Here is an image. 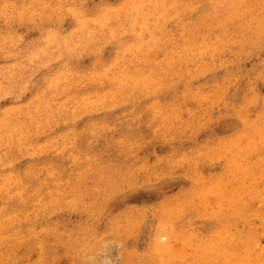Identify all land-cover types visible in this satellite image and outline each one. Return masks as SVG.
Segmentation results:
<instances>
[{"label": "rangeland", "instance_id": "374dc122", "mask_svg": "<svg viewBox=\"0 0 264 264\" xmlns=\"http://www.w3.org/2000/svg\"><path fill=\"white\" fill-rule=\"evenodd\" d=\"M49 1L0 0V264H264V0Z\"/></svg>", "mask_w": 264, "mask_h": 264}, {"label": "bare ground", "instance_id": "6f19581e", "mask_svg": "<svg viewBox=\"0 0 264 264\" xmlns=\"http://www.w3.org/2000/svg\"><path fill=\"white\" fill-rule=\"evenodd\" d=\"M5 1H6V0H5ZM28 1H30V0H28ZM39 1H40V0H39ZM42 1H43V0H42ZM76 1H77V0H76ZM82 1H83V0H82ZM128 1H129V0H128ZM165 1H166V0H165ZM169 1H170V0H169ZM49 2H52V1L50 0ZM55 2H56V5H57V1H55ZM61 2H62V1H61ZM83 2H84V1H83ZM42 3H44V2H42ZM59 3H60V2H59ZM128 3H129V2H128ZM36 4H37V3H36ZM47 4H48V3H47ZM49 4H50V3H49ZM203 4H204V3H203ZM3 5H4V4H3ZM32 5H33V4H32ZM32 5H31V6H32ZM51 5H53V3H52ZM54 5H55V4H54ZM80 5H81V4H80ZM83 5H84V4H83ZM85 5H86V4H85ZM217 5H218V4H217ZM47 6H49V5H47ZM47 6H46V7H47ZM255 6H256V5H255ZM46 7H45V8H46ZM65 7H67V6H65ZM65 7H64V8H65ZM70 7H71V6H70ZM72 7H73V6H72ZM72 7H71V8H72ZM98 7H99V6H98ZM134 7H135V6H134ZM188 7H189V6H188ZM54 8H55V7H54ZM71 8H70V9H71ZM78 8H79V7H78ZM106 8H107V7H106ZM156 8H157V6H156ZM16 9H17V8H16ZM25 9H26V8H25ZM35 9H36V8H35ZM74 9H75V8H74ZM88 9H89V8H88ZM99 9H100V8H99ZM111 9H112V8H111ZM162 9H163V8H162ZM162 9H161V10H162ZM171 9H172V8H171ZM7 10H8V9H7ZM50 10H51V8H50ZM56 10H57V9H56ZM92 10H93V9H92ZM96 10H97V9H96ZM100 10H101V9H100ZM126 10H127V9H126ZM131 10H132V9H131ZM144 10H145V9H144ZM144 10H143V11H144ZM146 10H147V9H146ZM153 10H154V8H153ZM186 10H188V9L186 8ZM186 10H185V11H186ZM10 11H11V10H10ZM24 11H25V10H24ZM44 11H45V10H44ZM62 11H63V10H62ZM62 11H61V12H62ZM159 11H160V10H159ZM17 12H18V11H17ZM45 12H46V11H45ZM56 12H57V11H56ZM85 12H86V11H85ZM109 12H110V11H109ZM129 12H130V11H129ZM168 12H169V11H168ZM103 13L105 14V11H104ZM130 13H131V12H130ZM144 13H145V12H144ZM179 13H180V12H179ZM182 13H183V12H182ZM6 14H7V13H6ZM8 14H9V13H8ZM30 14H31V13H30ZM32 14H33V13H32ZM32 14H31V15H32ZM53 14H54V13H53ZM107 14H108V13H107ZM172 14H173V13H172ZM57 15H58V14H57ZM108 15H109V14H108ZM114 15H115V14H114ZM173 15H174V14H173ZM176 15H177V13H176ZM33 16H34V15H33ZM52 16H53V15H51V17H52ZM61 16H62V15H61ZM106 16H107V15H106ZM255 16H256V15H255ZM4 17H5V16H4ZM6 17H7V16H6ZM10 17H11V16H10ZM28 17H29V16H28ZM34 17H35V16H34ZM44 17H45V16H44ZM44 17H42V18H44ZM51 17H50V18H51ZM86 17H87V16H86ZM86 17H85V18H86ZM89 17H90V16H89ZM114 17H115V16H114ZM138 17H139V16H138ZM138 17H137V18H138ZM168 17H169V16H168ZM52 18H53V17H52ZM54 18H55V17H54ZM82 18H83V17H82ZM87 18H88V17H87ZM87 18H86V19H87ZM99 18H100V16H99ZM181 18H182V17H181ZM187 18H188V17H187ZM7 19H8V18H7ZM20 19H21V18H20ZM36 19H37V18H36ZM38 19H39V18H38ZM89 19H90V18H89ZM123 19H124V18H123ZM252 19H253V18H252ZM59 20H60V19H59ZM52 21H53V19H52ZM55 21L58 22L57 20H55ZM109 21H110V20H109ZM149 21H150V20H149ZM149 21H148V22H149ZM34 22H35V21H34ZM49 22H50V20H49ZM56 22H54V23H56ZM83 22H84V20H83ZM87 22H89V21H87ZM100 22H101V21H100ZM107 22H108V21H107ZM107 22H105V23L108 25ZM112 22H114V21H112ZM138 22H140V21H138ZM188 22H189V21H188ZM250 22H251V21H250ZM31 23H32V22H31ZM97 23H98V22H97ZM101 23H102V22H101ZM115 23H116V22H115ZM128 23H129V22H128ZM154 23H155V22H154ZM42 24H43V23H42ZM86 25H87V24H86ZM86 25H85V26H86ZM99 25H100V24H99ZM243 25H244V24H243ZM42 26H43V25H42ZM64 26H65V25H64ZM82 26H83V25H82ZM96 26H97V25H96ZM96 26H93V27L95 28ZM102 26H103V25H102ZM164 26H165V24H164ZM244 26H245V25H244ZM32 27H33V26H32ZM34 27H35V26H34ZM58 27H59V26H58ZM91 27H92V26H91ZM91 27H90V28H91ZM93 27H92V28H93ZM106 27H107V26H106ZM111 27H112V26H111ZM114 27H115V25H114ZM116 27H117V26H116ZM85 28H88V27H85ZM92 28H91L90 30H93ZM100 28H102V27L100 26ZM120 28H121V27H120ZM120 28L118 27V29H120ZM187 28H188V27H186L185 29H187ZM225 28H226V27H225ZM49 29H50V28H49ZM61 29H62V28H61ZM69 29H70V28H69ZM104 29H105V27H104ZM166 29H167V28H166ZM3 30H4V29H3ZM56 30H57V29H56ZM74 30H75V29H74ZM74 30H73V31H74ZM79 30H80V29H79ZM88 30H89V28L87 29V31H88ZM108 30H109V29H108ZM108 30H107V31H108ZM113 30H115V29H113ZM121 30H122V29H121ZM135 30H136V29H135ZM4 31H5V30H4ZM81 31H82V30H81ZM85 31H86V30H85ZM93 31H95V30H93ZM149 31H150V30H149ZM170 31H171V30H170ZM32 32H33V31H32ZM48 32H49V31H48ZM56 32H57V31H56ZM76 32H77V31H76ZM72 33H73V32H72ZM82 33H83V32H82ZM84 33H86V32H84ZM84 33H83V34H84ZM94 33H95V32H94ZM110 33H111V32H110ZM112 33H113V32H112ZM4 34H5V33H4ZM26 34H27V33H26ZM54 34H55V33H54ZM140 34H141V33H140ZM171 34H172V33H171ZM176 34H177V33H176ZM261 34H262V33H261ZM49 35H50V33H49ZM70 35H71V33H70ZM89 35H90V34H89ZM98 35H99V34H98ZM108 35H109V34H108ZM113 35H114V34H113ZM141 35H142V34H141ZM15 36H16V35H15ZM17 36H18V35H17ZM19 36H20V35H19ZM84 36H85V35H83V38H84ZM95 36H96V34H95ZM105 36H106V35H105ZM171 36H172V35H171ZM20 37H21V36H20ZM65 37H66V36H65ZM69 37H71V36H69ZM72 37H73V36H72ZM86 37H87V36H86ZM93 37H94V36H93ZM93 37H92V38H93ZM102 37H103V36H102ZM107 37H108V36H107ZM117 37H118V36H117ZM127 37H128V36H127ZM4 38H5V37H4ZM51 38H52V37H51ZM67 38H68V37H67ZM74 38H75V37H74ZM81 38H82V37H81ZM109 38H110V37H109ZM118 38H119V37H118ZM140 38H141V37H140ZM198 38H199V37H198ZM18 39H19V37H18ZM61 39H62V38H61ZM77 39H78V38H77ZM88 39H89V38H88ZM103 39H104V38H103ZM10 40H11V39H10ZM52 40H53V39H52ZM75 40H76V39H75ZM81 40H83V39H81ZM81 40H80V41H81ZM90 40H91V38H90ZM124 40H125V39H124ZM139 40H140V39H139ZM158 40H159V37H158ZM12 41H13V40H12ZM55 41H56V40H55ZM65 41H66V40H65ZM73 41H74V40H73ZM91 41H92V40H91ZM95 41H96V40H95ZM140 41H141V40H140ZM2 42H4V41H2ZM17 42H18V41H17ZM45 42H46V41H45ZM51 42H52V41H51ZM67 42H68V40H67ZM83 42H84V41H83ZM89 42H90V41H89ZM120 42H122V41H120ZM27 43H28V42H27ZM47 43H48V42H47ZM81 43H82V42H81ZM81 43H80L79 45H82ZM0 44H1V43H0ZM6 44H7V43H6ZM16 44H17V43H16ZM49 44H50V43H49ZM55 44H56V43H55ZM69 44H70V43H69ZM73 44H74V43H73ZM86 44H87V43H86ZM137 44H138V43H137ZM35 45H36V44H35ZM58 45H59V44H58ZM64 45H65V44H64ZM83 45H84V44H83ZM123 45H124V44H123ZM146 45H147V44H146ZM88 46H89V45H88ZM97 46H101V45H97ZM140 46H141V45H140ZM153 46H155V45H153ZM169 46H170V45H169ZM171 46H172V45H171ZM221 46H222V44H221ZM24 47H25V46H24ZM52 47H53V46H52ZM81 47H82V46H81ZM101 47H102V46H101ZM136 47H137V46H136ZM151 47H152V46H151ZM155 47H156V46H155ZM159 47H160V46H159ZM165 47H166V46H165ZM12 48H13V47H12ZM65 48H66V47H65ZM70 48H71V47H70ZM74 48H75V47H74ZM84 48H85V47H84ZM84 48H83V49H84ZM13 49H14V48H13ZM77 49H78V48H77ZM80 49H81V48H80ZM143 49H144V48H143ZM3 50H4V49H3ZM10 50H11V49H10ZM57 50H58V49H57ZM57 50H56V51H57ZM30 51H31V50H30ZM14 52H15V51H14ZM43 52H44V51H43ZM60 52H61V51H60ZM63 52H64V51H63ZM72 53H73V52H72ZM9 54H10V53H9ZM45 54H46V53H45ZM58 54H59V53H58ZM75 54H76V53H75ZM81 54H82V53H81ZM12 55H13V53H12ZM39 55H40V54H39ZM56 55H57V52H56ZM196 55H197V54H196ZM5 56H6V55H5ZM146 56H147V55H146ZM148 56H149V55H148ZM8 57H11V55H9ZM19 57H20V56H19ZM36 57L38 58V56H36ZM57 57H58V56H57ZM47 58H48V56H47ZM111 59H112V58H111ZM180 59H181V58H180ZM23 60H24V59H23ZM33 60H34V59H33ZM38 60H39V59H38ZM146 60H147V59H146ZM35 61H36V60H35ZM122 61H123V60H122ZM122 61H121V62H122ZM144 61H145V60H144ZM31 62H32V61H31ZM117 62H118V61H117ZM142 62H143V61H142ZM2 63H3V62H2ZM6 63H7V62H6ZM158 63H159V62H158ZM163 63H164V62H163ZM3 65H4V64H3ZM28 65H29V64H28ZM32 65H34V64H32ZM112 65H113V64H112ZM116 65H117V64H116ZM172 65H173V64H172ZM208 65H209V64H208ZM109 66H110V65H109ZM114 66H115V65H114ZM173 66H174V65H173ZM2 67H3V66H2ZM22 67H23V66H22ZM22 67H21V68H22ZM115 67H116V66H115ZM125 67H126V66H125ZM209 67H210V66H209ZM13 68H14V67H13ZM117 68H118V67H117ZM6 69H7V68H6ZM14 69H15V68H14ZM121 69H122V68H121ZM18 70H19V69H18ZM151 70H152V69H151ZM5 71H6V70H5ZM102 71H103V70H102ZM3 72H4V71H3ZM36 72H37V71H36ZM127 72H128V71H127ZM168 72H169V71H168ZM72 73H73V72H72ZM78 73H79V72H78ZM83 73H84V72H83ZM88 73H89V72H88ZM94 73H95V72H94ZM136 73H137V72H136ZM198 73H200V72H198ZM66 74H67V73H66ZM107 74H108V73H107ZM9 75L11 76V74H9ZM47 75H48V74H47ZM64 75H65V74H64ZM123 75H124V74H123ZM123 75H122V76H123ZM147 75H148V74H147ZM19 76H21V75L19 74ZM95 76H96V75H95ZM97 76H98V75H97ZM104 76H105V75H104ZM148 76H149V75H148ZM13 77H14V76H13ZM44 77H45V76H44ZM78 77H79V76H78ZM92 77H93V76H92ZM145 77H146V76H145ZM7 78H8V77H7ZM14 78H15V77H14ZM99 78H100V77H99ZM119 78H120V77H119ZM130 78H131V77H130ZM8 79H9V78H8ZM92 79H93V78H92ZM103 79H104V78H103ZM116 79H117V78H116ZM120 79H121V78H120ZM150 79H151V78H150ZM64 80H65V79H64ZM109 80H110V79H109ZM130 80H131V79H130ZM59 81H60V80H59ZM99 81H100V80H99ZM131 81H132V80H131ZM140 81H141V79H140ZM103 82H104V81H103ZM123 82H124V81H123ZM132 82H133V81H132ZM56 83H57V82H56ZM58 83H59V82H58ZM141 83H142V82H141ZM25 84H26V83H25ZM33 84H34V83H33ZM1 85H2V84H1ZM16 85H17V84H16ZM28 85H29V84H28ZM50 85H51V84H50ZM73 85H74V84H73ZM133 85H135V84H133ZM163 85H164V84H163ZM61 86H62V85H61ZM156 87H157V86H156ZM62 88H64V87H62ZM116 88H117V87H116ZM138 88H139V87H138ZM145 88H147V87H145ZM95 89H96V88H95ZM108 89H109V88H108ZM143 89H144V87H143ZM43 90H44V89H43ZM139 90H140V89H139ZM144 90H145V89H144ZM35 91H36V90H35ZM141 91H142V90H141ZM148 91H149V90H148ZM104 92H105V91H104ZM137 92H138V91H137ZM142 92H143V91H142ZM34 93H35V92H34ZM37 93H38V92H37ZM96 93H100V92H96ZM153 93H154V92H153ZM220 93H221V92H220ZM220 93H219V96H218V97H220ZM222 93H223V92H222ZM42 94H43V93H42ZM54 94H57V93H54ZM92 94H93V93H92ZM94 94H95V92H94ZM101 94H104V93H101ZM107 94H108V93H107ZM134 94H135V93H134ZM11 95H12V94H11ZM104 95H105V94H104ZM87 96H88V94H87ZM93 96H94V95H93ZM98 96H99V95H98ZM101 96H102V95H101ZM105 96H106V95H105ZM105 96H104V97H105ZM133 96H134V95H133ZM147 96H148V95H147ZM35 97H36V96H35ZM81 97H82V96H81ZM94 97H95V96H94ZM102 97H103V96H102ZM140 97H141V96H140ZM42 98H43V97H42ZM68 98H70V97H68ZM92 98H93V97H92ZM92 98H91V99H92ZM36 99H37V98H36ZM62 99H63V98H62ZM95 99H96V98H95ZM95 99H94V100H95ZM124 99H125V98H124ZM137 99H138V98H137ZM139 99H140V98H139ZM139 99H138V100H139ZM66 100H67V99H66ZM66 100H65V101H66ZM97 100L99 101L98 97H97ZM97 100H96V101H97ZM101 101H102V100H101ZM218 101H219V99H218ZM37 102H38V101H37ZM37 102H36V103H37ZM44 102L47 103L46 101H44ZM120 102H121V101H120ZM39 103H40V102H39ZM53 103H54V102H53ZM76 103H77V102H76ZM88 103H89V102H88ZM94 103H95V102H94ZM110 103H111V102H110ZM113 103L115 104V102H113ZM14 104H15V103H14ZM63 104H64V103H63ZM69 104H70V103H69ZM91 104H92V101H91ZM95 104H97V103H95ZM103 104H104V103H103ZM114 104H113V105H114ZM25 105H26V104H25ZM41 105H42V104H41ZM43 105H44V104H43ZM50 105H51V104H50ZM59 105H60V104H59ZM87 105H88V104H87ZM8 106H9V105H8ZM39 106H40V105H39ZM39 106H38V107H39ZM45 106H46V104H45ZM60 106H61V105H60ZM80 106H82V104H81ZM96 106H97V105H96ZM103 106H104V105H103ZM135 106H136V105H135ZM158 106H159V105H158ZM9 107H10V106H9ZM18 107H19V106H18ZM18 107H17V108H18ZM46 107H47V106H46ZM65 107H66V106H65ZM67 107H68V106H67ZM78 107H79V106H78ZM107 107H108V106H107ZM110 107H111V106H110ZM15 108H16V106H15ZM17 108H16V109H17ZM42 108H44V106H42ZM55 108H56V107H55ZM57 108H58V107H57ZM79 108H81V107H79ZM83 108H84V107H83ZM104 108H105V107H104ZM114 108H115V107H114ZM157 108H158V107H157ZM7 109H8V108H7ZM9 109H10V108H9ZM45 109H48V108H45ZM160 109H161V108H160ZM34 110H36V109H34ZM37 110L39 111L38 108H37ZM51 110H52V109H51ZM56 110H57V109H56ZM65 110H66V109H65ZM74 110H76V108H75ZM79 110H80V109H79ZM83 110H84V109H83ZM83 110H82V111H83ZM94 110H95V109H94ZM142 110H143V109H142ZM42 111H43V109H42ZM47 111H48V110H47ZM54 111H55V110H54ZM60 111H61V109H60ZM24 112H25V111H24ZM32 112H33V110L31 111V113H32ZM75 112H76V111H75ZM7 113H9V112H7ZM47 113H48V112H47ZM51 113H52V112H51ZM59 113H60V112H59ZM62 113H63V112H62ZM64 113H65V112H64ZM69 113H70V112H69ZM137 113H138V112H137ZM243 113H244V112H243ZM243 113H242V114H243ZM24 114H25V113H24ZM29 114H30V113H29ZM32 114H33V113H32ZM32 114H31L30 117H32V116L34 117V115H32ZM53 114H54V113H53ZM19 115H20V114H19ZM39 115H40V114H39ZM54 115H55V114H54ZM70 115H71V114H70ZM137 115H138V114H137ZM140 115H141V114H140ZM140 115H139V116H140ZM4 116H6V115H4ZM17 116H18V115H17ZM26 116H27V115H26ZM35 116H36V114H35ZM60 116H61V115H60ZM63 116H64V114H63ZM66 116H69V115H66ZM127 116H128V115H127ZM129 116H130V115H129ZM169 116H170V115H169ZM6 117H7V116H6ZM9 117H10V116H9ZM15 117H16V115H15ZM18 117L21 118L20 116H18ZM18 117H17V119H18ZM33 117H32V118H33ZM44 117H45V116H44ZM77 117H78V116H77ZM134 117H135V116H134ZM241 117H242V116H241ZM24 118H25V117H24ZM68 118H69V117H68ZM159 118H160V117H159ZM3 119H5V118H3ZM15 119H16V118H15ZM41 119H42V118H41ZM41 119H40V120H41ZM47 119H48V118H47ZM57 119H58V118H57ZM235 119H236V118H235ZM29 120H30V119H29ZM34 120H35V119H34ZM37 120H38V119H37ZM42 120H44V119H42ZM241 120H242V119H241ZM3 121H4V120H3ZM5 121H6V120H5ZM5 121H4V122H5ZM54 121H55V120H54ZM60 121H61V120H60ZM65 121H66V120H65ZM65 121H64V122H65ZM71 121H72V120H71ZM116 121H117V120H116ZM245 121H246V120H245ZM24 122H25V121H24ZM29 122H30V121H29ZM43 122H44V121H43ZM49 122H50V121H49ZM66 122H67V121H66ZM155 122H156V121H155ZM20 123H21V122H20ZM100 123H101V122H100ZM8 124H9V123H8ZM26 124H27V123H26ZM28 124H29V123H28ZM36 124H37V123H36ZM38 124H39V123H38ZM44 124H45V123H44ZM52 124H53V123H52ZM10 125H11V124H10ZM18 125H19V123H18ZM34 125H35V124H34ZM53 125H55V124H53ZM121 125H122V124H121ZM256 125H257V124H256ZM3 126H4V125H3ZM28 126H29V125H28ZM32 126H33V125H32ZM41 126H42V125L40 124L38 128H40ZM44 126H45V125H44ZM112 126H113V125H112ZM7 127H8V126H7ZM19 127H20V125H19ZM21 127H23V126H21ZM21 127H20V128H21ZM34 127H35V126H34ZM108 127H110V126H108ZM12 128H13V127H12ZM41 128H42V127H41ZM53 128H54V126H53ZM68 128H69V127H68ZM98 128H99V127H98ZM110 128H111V127H110ZM1 129H3V128L1 127L0 130H1ZM119 129H120V128H119ZM5 130H7V129L5 128ZM13 130H15V129H13ZM44 130H46V128H45ZM69 130H70V129H69ZM99 130H100V129H99ZM120 130H121V129H120ZM15 131H16V130H15ZM15 131H11V132L13 133V132H15ZM38 131H39V130H38ZM49 131H50V130H49ZM156 131H157V130H156ZM156 131H155V132H156ZM9 132H10V131H9ZM23 132H25V131H23ZM47 132H48V131H47ZM67 132H68V131H67ZM18 133L20 134V132H18ZM18 133H17V136H15L16 138L18 137ZM65 133H66V132H65ZM68 133H69V132H68ZM68 133H67V134H68ZM73 133H74V132H73ZM109 133H110V132H109ZM114 133H115V132H114ZM245 133H246V132H245ZM25 134H26V133H25ZM241 134H242V133H241ZM5 135H6V134H5ZM9 135H10V134H9ZM65 135H66V134H65ZM110 135H111V134H110ZM11 136H12V135H11ZM39 136H41V134H40ZM99 136H100V133H99ZM99 136H98V137H99ZM1 137H2V139H3V136H1ZM12 137H13V136H12ZM41 137H42V136H41ZM65 137H66V136H65ZM98 137H96V141H97V138H98ZM19 138H23V136H22V137L20 136ZM111 138H112V137H111ZM2 139H1V140H2ZM36 139H37V138H36ZM55 140H56V139H55ZM57 140H58V139H57ZM106 140H107V139H106ZM234 140H235V139H234ZM15 141H16V140H15ZM53 141H54V140H53ZM53 141H52V143H53ZM62 141H63V140H62ZM122 141H123V140H122ZM3 142H4V141H3ZM49 142H51V140H50ZM232 142H233V141H232ZM8 143H9V142H8ZM52 143H50V144H52ZM151 143H152V142H151ZM151 143H150V144H151ZM227 143H228V142H227ZM12 144H13V143H12ZM17 144H18V143H17ZM23 144H24V142H23ZM33 144H34V143H33ZM33 144H32V145H33ZM153 144H154V143H153ZM165 144H166V143H165ZM0 145H1V143H0ZM36 145H40V144L37 143ZM142 145H143V144H142ZM142 145H140V147H141ZM144 145H145V144H144ZM3 146H4V145H3ZM33 146H34V145H33ZM44 146H45V144H44ZM145 146H146V145H145ZM10 147H12V146H10ZM21 147H22V146H21ZM41 147H42V146H41ZM52 147H54V146H52ZM105 147H106V146H105ZM22 148H23V147H22ZM28 148H29V147H28ZM28 148H27V149H28ZM32 148H33V147H32ZM60 148H61V146H60ZM160 148H161V147H160ZM15 149H16V148H15ZM20 149H21V148H20ZM37 149H38V148H36V150H37ZM44 149H45V148H44ZM107 149H108V148H107ZM129 149H131V148H129ZM161 149H162V148H161ZM236 149H237V148H236ZM29 150H30V149H29ZM38 150H39V149H38ZM45 150H46V149H45ZM49 150H51V149H49ZM56 150H57V149H56ZM71 150H72V149H71ZM46 151H47V150H46ZM156 151H157V150H156ZM227 151H228V150H227ZM2 152H3V151H2ZM5 152H6V151H5ZM12 152H13V151H12ZM22 152H23V150L21 151V153H22ZM27 152H28V151H27ZM33 153H35V152H33ZM39 153H41V152H39ZM157 153H158V152H157ZM28 154H29V153H28ZM28 154H27V155H28ZM36 154H37V153H36ZM41 154H42V153H41ZM44 154H45V153H44ZM5 155H7V154H5ZM23 155H24V154H23ZM29 155H30V154H29ZM221 155H222V154H221ZM14 156H15V155H14ZM156 156H157V155H156ZM223 156H224V154H223ZM7 157H8V156H7ZM216 157H217V156H216ZM241 157H242V156H241ZM8 158H9V157H8ZM73 158H74V157H73ZM73 158H72V159H73ZM221 158H222V157H221ZM0 159H1V157H0ZM137 160H138V159H137ZM216 160H217V159H216ZM110 162H111V161H110ZM210 163H211V162H210ZM0 164H1V163H0ZM2 164L5 165L4 163H2ZM8 164H9V163H8ZM183 165H184V164H183ZM203 165H204V164H203ZM15 166H16V165H15ZM79 166H80V165H79ZM160 166H161V165H160ZM0 167H1V166H0ZM38 167H39V166H38ZM50 167H51V166H50ZM81 167H82V166H81ZM33 168H34V167H33ZM139 168H140V167H139ZM142 168H143V167H142ZM146 168H147V167H146ZM149 168H150V167H149ZM137 169H138V168H137ZM147 169H148V168H147ZM138 170H139V169H138ZM37 171H38V170H37ZM142 171H143V170H142ZM152 171H153V170H152ZM155 171H156V170H155ZM0 172H1V171H0ZM4 172H5V171H4ZM154 173H155V172H154ZM4 174H5V173H4ZM14 174L16 175V173H14ZM39 174H40V173H39ZM79 174H80V173H79ZM79 174H78V175H79ZM99 174H100V173H99ZM128 174H129V173H128ZM12 175H13V174H12ZM12 175H11V176H12ZM26 175H27V174H26ZM5 176H6V174H5ZM13 176H14V175H13ZM155 176H156V174H155ZM179 176H180V175H179ZM148 177H149V176H148ZM159 177H160V176H159ZM176 177H177V176H176ZM11 178H12V177H10L9 179L11 180ZM18 178H19V177H18ZM150 178H153V177H150ZM171 178H172V177H171ZM9 179H8V180H9ZM82 180H83V179H82ZM137 180H138V179H137ZM171 180H172V179H171ZM95 181H96V180H95ZM173 181H174V180H173ZM8 182H9V181H8ZM8 182L6 183V181H5L4 184H8ZM16 182H17V181H16ZM16 182H15V183H16ZM45 182H46V181H45ZM136 182H137V181H136ZM75 183H76V182H75ZM4 184H3V186H4ZM17 184H18V183H17ZM17 184H16V185H17ZM75 185H76V184H75ZM130 185H131V184H130ZM5 186H6V185H5ZM76 186H78V185H76ZM94 187H95V186H94ZM55 188H56V187H55ZM62 188H63V187H62ZM97 188H98V187H97ZM105 188H106V187H105ZM24 189H25V188H24ZM67 189H69V188H67ZM75 189H76V188H75ZM76 190H77V189H76ZM80 190H81V188H80ZM80 190H78V191H80ZM102 190H103V189H102ZM15 191H16V190H15ZM19 191H20V190H19ZM40 191H41V190H40ZM56 191H57V190H56ZM63 191H64V190H63ZM68 191H69V190H68ZM127 191H128V190H127ZM17 192H18V191H17ZM58 192H59V191H58ZM73 192H74V191H73ZM81 192H82V191H81ZM2 193H3V192H2ZM15 193H16V192H15ZM31 193H32V192H31ZM35 193H36V192H35ZM75 193H76V192H75ZM97 193H98V192H97ZM4 194H5V193H4ZM11 194H12V193H11ZM65 194H66V193H65ZM69 194H70V192H69ZM28 195H29V194H28ZM76 195H77V194H76ZM4 196H5V195H4ZM0 197H1V196H0ZM10 197H11V196H10ZM16 197H17V196H16ZM169 197H170V196H169ZM56 198H57V197H56ZM68 198H69V197H68ZM224 198H225V197H224ZM60 199H61V198H60ZM64 199H65V198H64ZM20 200H21V199H20ZM51 200H52V198H51ZM54 200H55V199H54ZM58 200H59V198H58ZM46 201H47V200H46ZM66 201H67V200H66ZM74 201H75V200H74ZM78 201H79V200H78ZM87 201H88V200H87ZM116 201H117V200H116ZM50 202H51V201H50ZM62 202H63V201H62ZM72 202H73V201H72ZM81 202H82V201H81ZM94 202H95V201H94ZM118 202H119V201H118ZM231 202H232V201H231ZM51 203H52V202H51ZM69 203H70V202H69ZM82 203H83V202H82ZM52 204H53V203H52ZM71 204H72V203H71ZM74 204H75V203H74ZM43 206H44V205H43ZM57 206H58V205H57ZM57 206H56V207H57ZM110 206H111V205H110ZM32 207H33V206H32ZM38 207H39V206H38ZM47 207H48V206H47ZM100 207H101V206H100ZM0 208H1V207H0ZM10 208H11V207H10ZM23 208H24V207H23ZM44 208H45V207H44ZM69 208H70V207H69ZM109 208H110V207H109ZM161 208H162V207H161ZM206 208H207V206H206ZM4 209H5V208H4ZM35 209H36V208H35ZM50 209H51V208H50ZM102 209H103V208H102ZM13 210H15V209H13ZM21 210H22V208H21ZM52 210H53V209H52ZM99 210H100V209H99ZM105 210H106V209H105ZM122 210H123V209H122ZM4 211H5V210H4ZM6 211H7V210H6ZM30 211H31V210H30ZM39 211H40V210H39ZM36 212H37V211H36ZM36 212H35V213H36ZM41 212H42V210H41ZM45 212H46V211H45ZM85 212H86V211H85ZM96 212H98V211H96ZM16 213H17V212H16ZM48 213H49V212H48ZM102 213H103V212H102ZM126 213H127V212H126ZM25 214H26V213H25ZM29 214H30V213H29ZM98 214H99V213H98ZM125 215H126V214H125ZM12 216H13V215H12ZM29 216H30V215H29ZM126 216H127V215H126ZM128 217H129V216H128ZM159 217H160V216H159ZM33 218H34V217H33ZM43 218H44V217H43ZM89 218H90V217H89ZM101 218H102V217H101ZM142 218H143V217H142ZM161 218H162V217H161ZM16 219H17V218H16ZM117 219H118V218H117ZM24 220H25V218H24ZM162 220H163V219H162ZM156 221H157V220H156ZM58 222H59V221H58ZM17 223H19V222H17ZM53 223H54V222H53ZM117 223H118V222H117ZM62 224H63V223H62ZM3 226H4V225H3ZM45 226H46V225H45ZM68 226H69V225H68ZM121 226H122V225H121ZM20 228H21V227H20ZM26 228H27V227H26ZM43 228H44V227H43ZM67 228H68V227H67ZM88 228H89V227H88ZM18 229H19V228H18ZM31 229H32V228H31ZM119 229H120V228H119ZM15 230H16V229H15ZM62 230H63V229H62ZM42 231H43V230H42ZM71 231H72V230H71ZM156 231H157V230H156ZM60 232H61V231H60ZM161 232H162V231H161ZM27 233H28V232H27ZM61 233H62V232H61ZM58 234H59V233H58ZM106 234H107V233H106ZM158 234H159V233H158ZM161 234H163V233H161ZM42 235H43V234H42ZM54 235H55V234H54ZM257 235H258V234H257ZM21 236H22V235H21ZM30 236H32V235H30ZM164 236H165V235H164ZM81 238H82V237H81ZM94 238H95V237H94ZM160 238H161V237H160ZM15 239H16V238H15ZM10 240H11V239H10ZM18 240H19V239H18ZM22 240H23V239H22ZM87 240H88V239H87ZM89 240H90V239H89ZM28 242H29V241H28ZM22 243H23V241H22ZM49 243H50V242H49ZM67 246H68V245H67ZM80 246H81V245H80ZM69 247H70V246H69ZM71 247H72V246H71ZM117 248H118V247H117ZM96 251H97V250H96ZM130 251H131V250H130ZM65 252H66V251H65ZM261 252H262V251H261ZM66 253H67V252H66ZM48 254H49V253H48ZM257 254H259V252H258ZM77 255H78V254H77ZM158 255H159V254H158ZM254 255H255V254H254ZM159 256H160V255H159ZM189 257H190V256H189ZM42 258H43V257H42ZM48 258H49V257H48ZM56 259H57V258H56ZM13 260H14V259H13ZM36 260H37V259H36ZM47 260H48V259H47ZM45 261H46V260H45ZM53 261H54V260H53ZM17 263H18V262H17ZM19 264H20V263H19ZM67 264H68V263H67ZM256 264H257V263H256Z\"/></svg>", "mask_w": 264, "mask_h": 264}]
</instances>
